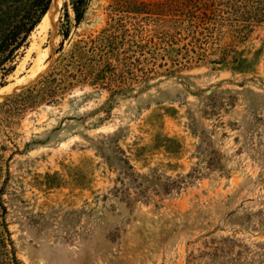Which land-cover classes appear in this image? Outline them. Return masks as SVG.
Wrapping results in <instances>:
<instances>
[{"label":"rangeland","instance_id":"rangeland-1","mask_svg":"<svg viewBox=\"0 0 264 264\" xmlns=\"http://www.w3.org/2000/svg\"><path fill=\"white\" fill-rule=\"evenodd\" d=\"M71 1L52 5L54 28L41 17L12 61L0 58L10 97L77 41L118 35L113 50L79 60L86 76L55 102L0 131L19 263L264 264V23L214 0L196 58L190 15L159 26L111 10L118 0H87L76 23ZM43 2L0 0V44L19 41Z\"/></svg>","mask_w":264,"mask_h":264},{"label":"trees","instance_id":"trees-1","mask_svg":"<svg viewBox=\"0 0 264 264\" xmlns=\"http://www.w3.org/2000/svg\"><path fill=\"white\" fill-rule=\"evenodd\" d=\"M51 0H44L42 7L39 11L36 19L30 22L23 29V35L19 41H15L14 34L9 35L0 44V58L13 59L15 52L23 45H26V39L30 32L33 30L35 25L39 22L42 15L47 11ZM85 1L87 0H72L71 8L74 14V19L76 23H79L84 14ZM233 6L237 7L240 15L248 22H263L264 23V0H235ZM214 0H154L152 2L146 3L137 0H118L115 5L111 6V10L117 11L122 8L123 12L130 19L133 16L140 14H145L147 21L158 24L159 26L166 25L169 22H179V19L183 16L186 17L190 15L189 26L191 32V41L193 42L191 47L186 49V52H192L194 57L199 58L203 53H198V49L202 47L196 45L199 43L198 35L206 36L204 34L208 29L207 23L211 20V15L216 12L215 9H207L208 4H212ZM207 7V8H206ZM196 9V11H195ZM232 10V7H230ZM208 10V11H207ZM234 10V9H233ZM236 16V15H235ZM159 39L167 37L165 39L172 40V34L167 32L159 31L156 33ZM66 35V33H64ZM117 34L103 35L99 39H89V42L83 40L77 41L70 50L66 53L60 55L56 59L51 71L39 79L37 82L28 86L25 89L15 93L14 95L8 97L11 91L4 85V79L0 81V99L6 98L0 103V131H4L8 128L9 124L12 123L13 119L19 117V115L26 109L33 107L41 101L45 102H55V98L63 93L66 89H69L73 85L72 79L76 76L77 72L84 74L83 69L79 66V60L89 53V59L94 60L95 56L100 57V53L105 49L113 50L117 45ZM207 38V37H206ZM14 41L15 43H10ZM88 43L90 46L87 48ZM157 43L153 45L156 48ZM10 46V47H9ZM139 47H147L144 45H139ZM4 50L6 53L1 54ZM151 50V48H147ZM98 52V53H97ZM157 52V51H156ZM150 53V52H149ZM10 61V60H9ZM99 65L101 62L99 61ZM76 66L77 70L75 73L69 70L70 67ZM104 67V66H103ZM10 69V70H9ZM13 67L6 68L5 71H12ZM104 70L100 69L98 73L92 75L94 79L104 78ZM8 72V73H9ZM8 73L3 74V78ZM110 80V79H108ZM108 82H111L108 81ZM4 85V86H3ZM2 86V87H1ZM7 136V135H5ZM8 140V139H7ZM6 147L0 142V264H20L17 257L15 248L13 246V241L10 238V233L7 228V223L5 221L6 208L3 204L2 195L4 194L5 187L9 180L10 173L8 171V159L4 160L2 152L5 151Z\"/></svg>","mask_w":264,"mask_h":264},{"label":"bare ground","instance_id":"bare-ground-1","mask_svg":"<svg viewBox=\"0 0 264 264\" xmlns=\"http://www.w3.org/2000/svg\"><path fill=\"white\" fill-rule=\"evenodd\" d=\"M55 3H56V0H51L49 9L43 14V16L41 18V22L39 24V26H41L40 28H42V29H47L48 27L54 28L53 27V22L51 21V17L49 16V12L51 11V8L55 5ZM27 77L29 79V76H27ZM30 78H32V77H30ZM24 82L25 81H23V79H22V83H24ZM20 83H21V81H20ZM11 85H12V89L11 90L17 89L19 87L18 85L14 84V83L11 84Z\"/></svg>","mask_w":264,"mask_h":264}]
</instances>
